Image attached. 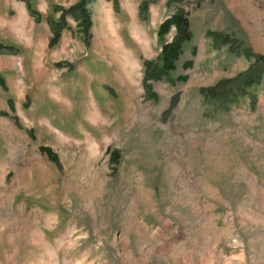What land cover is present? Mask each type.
<instances>
[{"label":"rangeland","instance_id":"1","mask_svg":"<svg viewBox=\"0 0 264 264\" xmlns=\"http://www.w3.org/2000/svg\"><path fill=\"white\" fill-rule=\"evenodd\" d=\"M28 1L0 0V264H264V0H91L53 47L79 0ZM260 66L254 106L201 94Z\"/></svg>","mask_w":264,"mask_h":264},{"label":"trees","instance_id":"2","mask_svg":"<svg viewBox=\"0 0 264 264\" xmlns=\"http://www.w3.org/2000/svg\"><path fill=\"white\" fill-rule=\"evenodd\" d=\"M27 4L29 13L32 16H36L40 19L39 13L32 7L28 0H24ZM91 0H79V3L70 9L64 10L62 12L61 22L51 21V27L53 31V38L50 41V46L57 44L61 37V33L66 26L65 16L71 14L74 19L81 20L84 26V32L88 33V29L91 26L90 13L86 9V5L90 3ZM184 0H171L169 5L174 2H181ZM117 5L118 0H114ZM149 0H144L141 5V11L148 10ZM172 28H175L176 35L171 42H165V36L171 32ZM158 37L161 41H164L162 45V51L157 62L146 61L145 62V79L144 84L148 92V96L151 98H157V94L152 92L151 86L148 84L150 80H161L167 78L169 82L176 85L178 81H187L188 76L179 77L178 79H172L170 73L176 70V63L179 61L182 54L183 46L193 39V34L190 31V21L188 19L187 13L184 10H179L171 18L165 20L159 27ZM0 49L2 47L0 46ZM258 60L264 63V56H259ZM193 64L191 62L186 64V67H190ZM262 81V66L254 67L248 71L240 74L235 79H228L220 81L216 86L212 88H205L201 90V94L204 95L205 99L216 100L221 97V95L226 94L228 101L231 104H236L240 99L248 98L250 99L251 105L256 104V96L251 91L256 89L259 83ZM254 89V90H255ZM226 110L230 109L227 105ZM110 150V149H108ZM44 153H50V150L43 148ZM116 153V152H115ZM111 157L112 160H119V156Z\"/></svg>","mask_w":264,"mask_h":264}]
</instances>
